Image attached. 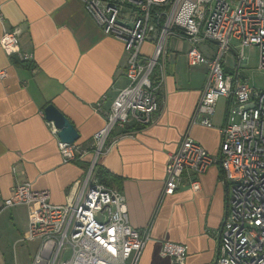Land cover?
I'll return each instance as SVG.
<instances>
[{"label": "crops", "instance_id": "crops-1", "mask_svg": "<svg viewBox=\"0 0 264 264\" xmlns=\"http://www.w3.org/2000/svg\"><path fill=\"white\" fill-rule=\"evenodd\" d=\"M0 4V38L5 29L17 27L22 51L32 56L21 61L0 45V70L7 73L0 77V264H24L18 249L22 251L29 241L25 239L29 210L26 205L4 207V200L14 186L29 181L34 189H48L53 203L62 204L92 156L64 163L44 109L53 103L75 125L77 142L90 148L94 134L105 124L96 103L106 96L104 108H109L128 84L124 74L128 55L123 41L106 34L82 0H0ZM189 47L181 36L169 39L166 79L154 121L133 125L135 132L121 138L99 162L120 177L113 186L126 197L130 224L149 233L139 264H173L161 253L164 241L187 245L186 264H210L218 249L216 232L227 212L228 186L219 164L199 176L185 172L183 185L174 194L164 193L169 154L187 136L218 154L230 107V101L221 98L211 127L195 121L210 71L207 64L189 65ZM199 47L214 57L213 44ZM142 50L151 55L154 45L146 42ZM228 54L233 62L225 71L236 75L237 57L234 50ZM247 57L248 64L241 67L249 65ZM240 76L247 79L241 71ZM191 178L201 181L200 190L189 186ZM5 227L11 229L10 236Z\"/></svg>", "mask_w": 264, "mask_h": 264}, {"label": "built area", "instance_id": "built-area-1", "mask_svg": "<svg viewBox=\"0 0 264 264\" xmlns=\"http://www.w3.org/2000/svg\"><path fill=\"white\" fill-rule=\"evenodd\" d=\"M82 2L106 34L123 41L128 84L109 108H104L106 96L96 103L105 124L94 134L90 148L62 141L60 129L47 120L64 163L92 156L84 175L69 189L66 202L53 203L48 189H34L29 181L14 186L4 200V207H28L25 239L39 240L31 264H139L149 233L130 224L125 195L117 186L101 182L98 168L108 150L135 132L133 125L154 121L158 93L166 79L168 41L173 36L190 44L189 65L209 67L195 121L211 127L221 98H227L230 107L218 154L189 136L169 154L164 193L174 194L183 185L185 172L199 176L219 164L228 186L227 212L216 232L218 249L210 264H264V89L240 76V67L248 64L245 50L250 47L257 48L259 68L264 69V0ZM146 42L154 45L151 55L143 53ZM205 42L218 45L214 57L200 49ZM0 45L6 54H18L21 61L32 59L21 49L17 27L4 30ZM230 50L237 57L236 75L227 73L223 65ZM6 76L0 70V77ZM188 184L195 191L201 189L198 178L189 179ZM161 253L173 264H186L188 247L164 241Z\"/></svg>", "mask_w": 264, "mask_h": 264}, {"label": "rangeland", "instance_id": "rangeland-1", "mask_svg": "<svg viewBox=\"0 0 264 264\" xmlns=\"http://www.w3.org/2000/svg\"><path fill=\"white\" fill-rule=\"evenodd\" d=\"M213 44V50L211 48V51L213 53L216 52V50L218 49V45L216 43H210ZM245 54L247 56H249V65L247 67H241L240 71L243 77L249 79L250 83L257 87V88H261L264 89V69H260L259 68V55H258V50L257 48H247L245 50ZM234 56V54H233ZM226 61L225 63L223 62L224 67L225 66H231L232 64V59L229 56L228 52L225 55ZM233 69V68H232ZM27 223H29V216L27 219ZM25 224V220H23V225ZM7 227V226H6ZM5 227V229H6ZM7 231V236L11 235V229H6ZM35 242H30V240L28 242H26V244L24 245L25 248H21L22 251H20V249H18V256L19 257H23L24 260V264H28L29 260H30V254L33 256V253L35 251V249L38 246V242L39 240H34Z\"/></svg>", "mask_w": 264, "mask_h": 264}, {"label": "water", "instance_id": "water-1", "mask_svg": "<svg viewBox=\"0 0 264 264\" xmlns=\"http://www.w3.org/2000/svg\"><path fill=\"white\" fill-rule=\"evenodd\" d=\"M45 117L48 121H53L60 129L59 137L62 141L72 143L80 137L78 130L71 120L59 110L53 103L48 104L44 109Z\"/></svg>", "mask_w": 264, "mask_h": 264}, {"label": "trees", "instance_id": "trees-1", "mask_svg": "<svg viewBox=\"0 0 264 264\" xmlns=\"http://www.w3.org/2000/svg\"><path fill=\"white\" fill-rule=\"evenodd\" d=\"M98 176L101 180V182L107 184V185H116L120 183V177L110 170L102 167L99 165L98 168Z\"/></svg>", "mask_w": 264, "mask_h": 264}]
</instances>
